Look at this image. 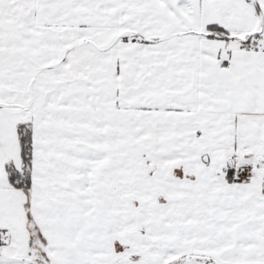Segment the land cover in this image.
Masks as SVG:
<instances>
[{
	"label": "snow or ice",
	"instance_id": "snow-or-ice-1",
	"mask_svg": "<svg viewBox=\"0 0 264 264\" xmlns=\"http://www.w3.org/2000/svg\"><path fill=\"white\" fill-rule=\"evenodd\" d=\"M0 264H264V0H0Z\"/></svg>",
	"mask_w": 264,
	"mask_h": 264
}]
</instances>
